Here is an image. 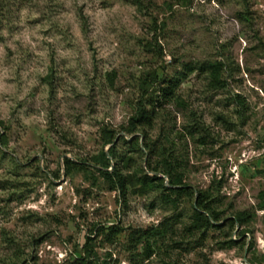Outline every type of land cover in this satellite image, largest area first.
Segmentation results:
<instances>
[{"label":"rangeland","instance_id":"374dc122","mask_svg":"<svg viewBox=\"0 0 264 264\" xmlns=\"http://www.w3.org/2000/svg\"><path fill=\"white\" fill-rule=\"evenodd\" d=\"M141 1L0 0V264H87L88 237L97 264H264V0ZM111 148L124 197L99 172ZM174 157L191 194L165 204L143 181L168 186Z\"/></svg>","mask_w":264,"mask_h":264},{"label":"trees","instance_id":"16d2710c","mask_svg":"<svg viewBox=\"0 0 264 264\" xmlns=\"http://www.w3.org/2000/svg\"><path fill=\"white\" fill-rule=\"evenodd\" d=\"M131 2L140 7L143 6L141 0H131ZM204 66L200 67L202 70ZM213 72L216 71V66H211ZM193 70V67L189 64L184 65L182 71L177 72L174 76L170 77L168 80H163L158 86V88H154V90L147 95V99L145 100L146 104H142L141 102L137 105L134 114L128 119L126 126L122 127L123 131L127 134H133L139 127H149L151 126L152 120L158 114V109H161L162 106L170 101L174 94L175 87L184 80L189 72ZM152 76V81L155 82V75ZM148 79V78H146ZM145 79V80H146ZM144 80V82H145ZM147 93V92H145ZM1 125V122H0ZM106 143H112V139L114 137L111 131L106 132ZM144 148L149 152L150 148L147 147V144H144ZM113 157L114 152L113 148L108 151V154L103 152L100 156V161L102 162L99 172L102 174L103 178L111 184V189H116L120 192L121 196L124 197L127 192V182L126 176L121 173V169L118 167H114L111 171L107 170L110 167V158ZM122 165L127 167L131 162V158L128 156H122ZM64 163L66 165V170L68 171L69 165L72 162L69 159H64ZM163 171L164 174L168 176V186H164L162 184V178L158 176L156 173L154 176H145L143 184H150L153 181L160 182L155 184L154 186L160 187L162 190L161 200L165 204H175L177 198L182 194L190 195L191 191L187 189V186L183 185L182 176L180 173L176 172V158H164L163 160ZM175 196V198H172ZM243 215V213L241 214ZM241 215L237 218V221L240 223ZM217 221V215L214 211L209 207L208 195L205 192H199L196 198V205L193 211L192 222L189 228L193 229H207L209 226H213L211 224V220ZM133 240H130V242ZM90 237L87 238V244L84 245L86 256L84 259H87V264H97L95 259L97 258L94 252L91 250V246L89 245Z\"/></svg>","mask_w":264,"mask_h":264}]
</instances>
